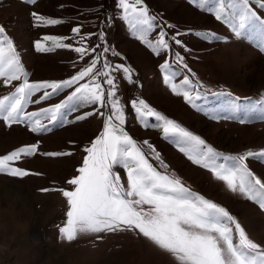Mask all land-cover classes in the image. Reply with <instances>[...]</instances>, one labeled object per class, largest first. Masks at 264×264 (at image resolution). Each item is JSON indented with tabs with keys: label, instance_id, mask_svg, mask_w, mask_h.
<instances>
[{
	"label": "rangeland",
	"instance_id": "rangeland-1",
	"mask_svg": "<svg viewBox=\"0 0 264 264\" xmlns=\"http://www.w3.org/2000/svg\"><path fill=\"white\" fill-rule=\"evenodd\" d=\"M220 6V0H204L203 7L200 0H142L137 7H146L148 17L154 18L144 24L138 14L126 13L119 0H0L4 29L0 35L12 40L26 74L8 83L0 77V98L10 96L24 79L63 82L96 61L93 71L72 85L55 93L51 88L33 92L22 112L36 115L12 124L0 118V157L37 145L34 154H21L9 162L28 175L0 171V264H178L138 230L81 234L73 241L61 237L59 228L69 207L61 190L74 189L68 181L79 175L88 154L85 149L112 115L106 96L109 77L115 86L112 99L119 101L123 112L122 124L112 118L117 129L135 141L157 172L226 209L264 250V209L213 172V167L239 164L242 154L264 150V0H249L247 8L254 15L244 28H239L243 5L223 0L217 19ZM33 13L60 23L45 24ZM161 32L168 48L157 43ZM47 36L61 39L44 40ZM37 41L47 50H37ZM81 47L86 50L83 54L75 51ZM93 76L105 91L103 104L79 96L69 99L81 84L92 86ZM166 76L181 94L172 90ZM185 78L188 84L183 83ZM45 91L52 94L40 99ZM140 100L204 144L178 133L165 134L162 120L137 112ZM58 104L62 107L56 111ZM37 122L41 127L33 131ZM209 148L215 155H206ZM243 164L252 174L247 177L251 186L258 189L253 178L264 183V156H246ZM112 172L126 190V170L113 165ZM229 226L236 241L234 225Z\"/></svg>",
	"mask_w": 264,
	"mask_h": 264
},
{
	"label": "snow or ice",
	"instance_id": "snow-or-ice-1",
	"mask_svg": "<svg viewBox=\"0 0 264 264\" xmlns=\"http://www.w3.org/2000/svg\"><path fill=\"white\" fill-rule=\"evenodd\" d=\"M28 2L32 3L34 0H28ZM119 2L126 13L131 10L138 14L144 24H149V20L154 19L148 17L146 7H137L142 4V0H131V2L130 0H119ZM248 2L249 0H236L237 4L243 5L239 8V28H244L245 22L254 15L247 8ZM220 3L221 6L216 9L217 19L223 11V0H220ZM200 5L204 6V0H200ZM33 15L37 21L45 24L60 23L58 20L46 19L36 13ZM73 31L78 32L79 29L74 28ZM3 32L4 29L0 27V34ZM140 38L144 40V36ZM43 39L57 41L61 38L47 36ZM145 42L151 46V42ZM157 43L160 48L169 47L163 32L160 33ZM176 43L179 44L180 41L176 40ZM56 46L68 47V45L59 43ZM36 48L39 51L47 50L40 41L36 42ZM75 51L83 54L86 50L81 47L76 48ZM95 64L96 61L93 60L90 67L63 82L29 83L27 79H24L10 96L0 98V118L12 124L23 121L26 116L36 115L22 112L33 92L51 88L52 93H55L62 87L72 85L88 76ZM105 67L107 68V65ZM124 71L130 72L128 68H124ZM23 75L26 74L23 72L12 40L0 35V77H5L4 82L8 83L20 80ZM96 75H107V73H96ZM165 80L170 83L171 76H166ZM106 83L111 86L106 96L109 98L107 102L112 106V115L105 120L101 135L85 149L88 154L84 157L83 165L78 169L79 175L68 181L69 184L75 186L74 189L61 190L69 206L66 212L67 219L59 228L61 237L73 241L81 234L138 230L160 249L170 253L178 264H264V250H260V246L247 237L244 229L226 209L201 196L194 195L178 179L157 172L145 159L135 141L122 129H117V126L111 122L112 118L115 117L122 124L123 112L119 101L112 99L115 95L113 79L109 77ZM183 83L188 84V79L185 78ZM90 84L92 86L81 84L69 99L79 96L85 102L103 104L105 91L100 83L96 82L95 76L92 77ZM170 86L174 92H177L175 84L170 83ZM52 93L45 91L40 99H45ZM177 94L181 93L177 92ZM182 94L185 100L190 99L187 91ZM139 105L137 112L141 116L155 115L163 121L165 134L178 133L196 141L197 144H204L199 137L193 136L173 121L154 112L143 100L139 101ZM61 107L62 105L59 104L54 106L56 111H59ZM80 118L82 117H77V119ZM56 120L57 116L54 113L52 121ZM240 122L245 123L246 121L241 120ZM40 127L37 122L32 130L36 131ZM36 150L37 145L33 144L0 157V171H8L14 176L28 175L29 173L24 169L10 167L9 162L19 159L21 154L32 155ZM209 154L215 155L210 148L206 155ZM45 155L59 156L64 153H45ZM253 155L264 156V150L260 153L249 151L242 154L237 158L239 164L228 168L223 165H220L219 169L213 167V172L217 178L225 181L230 189L239 188L249 199L256 200L264 209V183L253 178L255 185L259 186L258 189H254L251 181L247 179L252 174L243 164L246 156ZM195 162L201 163V160ZM113 165H120L126 170V190L120 184L119 175L113 174ZM204 166L209 165L205 163ZM142 205H150L151 208L145 211L142 207H138ZM229 224L234 225L238 237L236 241L233 240V229Z\"/></svg>",
	"mask_w": 264,
	"mask_h": 264
}]
</instances>
